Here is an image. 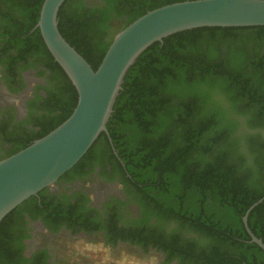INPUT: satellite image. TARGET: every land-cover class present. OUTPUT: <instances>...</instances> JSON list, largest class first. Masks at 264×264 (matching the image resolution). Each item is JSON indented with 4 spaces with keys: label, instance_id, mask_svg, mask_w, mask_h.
<instances>
[{
    "label": "trees",
    "instance_id": "1",
    "mask_svg": "<svg viewBox=\"0 0 264 264\" xmlns=\"http://www.w3.org/2000/svg\"><path fill=\"white\" fill-rule=\"evenodd\" d=\"M183 1L193 0H66L59 29L96 70L125 27ZM43 3L0 0L6 73L35 57L56 86L40 106L34 102L26 122L0 125V139L11 145L4 149L0 142V160L57 128L78 104L76 87L40 29L33 31ZM107 128L112 141L103 131L60 179L82 174L91 163L122 169V186L139 214L126 204L101 212L84 191L50 195L45 188L1 221L0 264H48L42 250L24 257L27 246L19 241L27 237L26 211L53 230L66 225L101 232L105 221L108 245L121 239L145 251L154 247L166 254V264L175 258L178 264H264V250L251 241L243 221L264 197V26L201 27L155 42L128 71ZM248 224L264 242V201Z\"/></svg>",
    "mask_w": 264,
    "mask_h": 264
},
{
    "label": "water",
    "instance_id": "2",
    "mask_svg": "<svg viewBox=\"0 0 264 264\" xmlns=\"http://www.w3.org/2000/svg\"><path fill=\"white\" fill-rule=\"evenodd\" d=\"M66 0H44L35 28L78 91L73 113L57 128L25 149L0 160V223L17 206L53 188L73 168L105 131L125 77L138 58L155 42L178 32L201 27L264 26V0H193L169 4L147 12L120 31L110 44L99 67L70 45L59 29L58 14ZM110 141L112 139L110 138ZM246 229L264 250V242Z\"/></svg>",
    "mask_w": 264,
    "mask_h": 264
},
{
    "label": "flooded vegetation",
    "instance_id": "3",
    "mask_svg": "<svg viewBox=\"0 0 264 264\" xmlns=\"http://www.w3.org/2000/svg\"><path fill=\"white\" fill-rule=\"evenodd\" d=\"M20 45L18 44L16 47L20 48ZM12 70L10 74L6 73L5 66L0 63V125L3 122H12L11 127H14L20 122H26L30 117L34 102L40 106L43 99L48 97L47 92L54 91L56 86L48 78L52 72L41 65L35 57L17 61ZM13 89H16L17 92ZM28 126L32 127V125ZM0 142L4 149L11 147L4 143L2 138ZM2 154L3 150H0V155ZM84 173L85 177L79 176ZM82 174L76 173L73 178L59 179L53 188H48L49 194L58 195L61 190L70 195L84 191L91 197L90 204L101 212L108 206L115 210L126 204L130 211L136 215L139 214V206L130 201L127 190L122 186V169L114 170L110 165L100 167L97 163H91L85 167V172ZM87 181L90 183H86ZM22 223L24 226L22 233L27 232V237L21 239L19 244L27 246L24 252L26 259H29L38 250H42L47 253L48 264H73L78 244L86 243L102 245L101 251L109 253L108 255L123 253L122 250L125 251L128 248L132 253L136 251L135 257L137 258L146 259L149 257V259H153L157 257L160 264H166V254L154 247L145 251L140 246L121 239L115 244L108 245L107 238L102 234V232H108V225L105 221L102 223L101 232L72 231L66 225H61L60 230H53L43 217L33 219L26 211ZM117 257L118 255L115 259ZM169 264H178V260L175 258Z\"/></svg>",
    "mask_w": 264,
    "mask_h": 264
},
{
    "label": "rangeland",
    "instance_id": "4",
    "mask_svg": "<svg viewBox=\"0 0 264 264\" xmlns=\"http://www.w3.org/2000/svg\"><path fill=\"white\" fill-rule=\"evenodd\" d=\"M75 251L73 264H160L157 257L153 259H140L135 257L136 251L132 253L128 248L123 253L108 255L101 251L100 244H78ZM130 253V254H129ZM118 255L117 259L116 256ZM134 257V258H133ZM149 259V260H148Z\"/></svg>",
    "mask_w": 264,
    "mask_h": 264
}]
</instances>
